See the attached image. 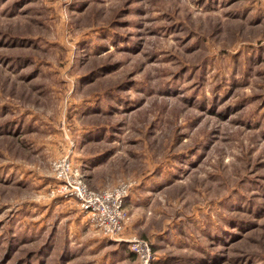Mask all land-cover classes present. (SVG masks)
I'll use <instances>...</instances> for the list:
<instances>
[{"label":"rangeland","instance_id":"374dc122","mask_svg":"<svg viewBox=\"0 0 264 264\" xmlns=\"http://www.w3.org/2000/svg\"><path fill=\"white\" fill-rule=\"evenodd\" d=\"M0 264H264V0H0Z\"/></svg>","mask_w":264,"mask_h":264},{"label":"built area","instance_id":"2783aa9c","mask_svg":"<svg viewBox=\"0 0 264 264\" xmlns=\"http://www.w3.org/2000/svg\"><path fill=\"white\" fill-rule=\"evenodd\" d=\"M53 165L56 177L62 182L61 191L64 195L67 194L78 201L93 226L99 228L105 236L119 237L124 228L121 205L126 197L127 186L93 192L87 188L79 170L73 167L68 156L62 157ZM140 244L136 245L135 254L139 253Z\"/></svg>","mask_w":264,"mask_h":264}]
</instances>
